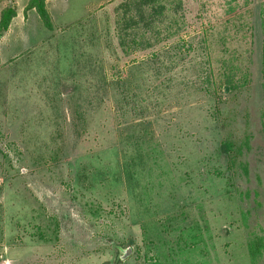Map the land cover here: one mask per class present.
<instances>
[{
	"label": "rangeland",
	"instance_id": "1",
	"mask_svg": "<svg viewBox=\"0 0 264 264\" xmlns=\"http://www.w3.org/2000/svg\"><path fill=\"white\" fill-rule=\"evenodd\" d=\"M125 1H53L50 32L36 11L21 23L29 0H0L19 14L0 34V264H264L262 0H185L184 26L136 46L116 38ZM175 42V69H135ZM201 57L246 84L207 97Z\"/></svg>",
	"mask_w": 264,
	"mask_h": 264
},
{
	"label": "trees",
	"instance_id": "2",
	"mask_svg": "<svg viewBox=\"0 0 264 264\" xmlns=\"http://www.w3.org/2000/svg\"><path fill=\"white\" fill-rule=\"evenodd\" d=\"M243 1L245 6H250L255 0H227L226 5L228 6V14L235 13V11L240 7V2ZM47 0H29L28 5L25 7L24 13L27 15L29 11L35 10L39 15L43 25L50 31L54 32V26L46 7ZM185 0H126L123 4L120 5V17L117 19V40L119 43L131 44L133 46L147 44L151 40L169 37L173 34L175 30L184 26L187 23V14L185 9ZM257 22L260 27L261 39L259 42L260 49V63L262 74L264 75V0L260 1L257 6ZM17 17V12L13 8H8L2 11L0 16V34L9 31V28L12 24V21ZM89 18L85 21H80L75 23L74 27L84 28L86 23H88ZM71 28V27H70ZM176 43V42H175ZM202 46V45H201ZM179 42L173 46L165 48L162 53L153 52L147 58V63L140 64L135 69H142L143 67L148 66L147 64L154 65L159 64L161 68H166L168 72L175 69L179 66V56L182 52ZM187 47V46H185ZM194 47L188 46L185 50V57L189 55V52L193 51ZM201 50H204L201 49ZM165 57L166 60H161L162 57ZM166 61V62H165ZM170 66V67H169ZM224 72L220 76L218 82L214 79L212 71L209 68V64L205 63V58L201 57V62H195V72L197 74V79L193 82L197 91L204 93L207 97H210L214 100H221L223 95H228L235 93L241 89L242 86L246 84V80L243 83L238 82L235 74V67L233 66V61H228L223 64ZM95 70H92L95 74ZM101 79L94 85H90L97 89V92L100 94V102L104 103L105 98L108 94L107 87L108 78L104 73V67L101 68ZM91 71V68H90ZM100 72V71H98ZM161 77V75L159 76ZM158 77V78H159ZM170 80L169 82H172ZM91 84V83H90ZM164 83H162L163 85ZM112 86V84H111ZM161 86V84H160ZM160 86H154L153 90H160ZM167 88V87H166ZM124 101L119 103V106L127 105V95L123 92ZM135 101V99H133ZM136 103V102H134ZM137 104V103H136ZM83 120V119H82ZM223 150L225 154L228 155H237L240 154V149H237L236 145L233 143H223ZM57 230V229H56ZM54 230L52 234L56 232ZM42 240H45L44 237H41ZM260 246L259 241L252 242L249 244V256L251 260L255 262L257 257L260 255Z\"/></svg>",
	"mask_w": 264,
	"mask_h": 264
},
{
	"label": "crops",
	"instance_id": "3",
	"mask_svg": "<svg viewBox=\"0 0 264 264\" xmlns=\"http://www.w3.org/2000/svg\"><path fill=\"white\" fill-rule=\"evenodd\" d=\"M53 1H57V0H47V2H46V7L49 6V4H50L51 2H53ZM47 9H48V7H47ZM33 11H35V10H33ZM16 12H17V17L12 21V24H11L10 28L14 25V23L16 22V19L19 17V14H18L17 9H16ZM29 12H32V11H29ZM29 12H28V13H29ZM28 13H27V14H28ZM26 17H27V15H26L25 13H23V17H22V19H21V20H22L21 23H23V22L25 23L26 20H24V19H25ZM10 28H9V29H10Z\"/></svg>",
	"mask_w": 264,
	"mask_h": 264
},
{
	"label": "water",
	"instance_id": "4",
	"mask_svg": "<svg viewBox=\"0 0 264 264\" xmlns=\"http://www.w3.org/2000/svg\"><path fill=\"white\" fill-rule=\"evenodd\" d=\"M130 254H131V250H130V249H128V250L125 252V255H124V257L126 258V257H128Z\"/></svg>",
	"mask_w": 264,
	"mask_h": 264
}]
</instances>
